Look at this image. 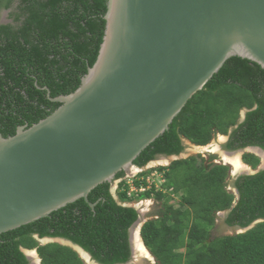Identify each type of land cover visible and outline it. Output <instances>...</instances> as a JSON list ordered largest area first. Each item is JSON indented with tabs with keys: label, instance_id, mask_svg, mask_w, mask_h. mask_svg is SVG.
I'll use <instances>...</instances> for the list:
<instances>
[{
	"label": "trees",
	"instance_id": "obj_1",
	"mask_svg": "<svg viewBox=\"0 0 264 264\" xmlns=\"http://www.w3.org/2000/svg\"><path fill=\"white\" fill-rule=\"evenodd\" d=\"M4 11H9V21L1 23ZM107 11L108 0H0V132L5 138L62 105L50 98L80 87L99 57ZM217 135L230 136L224 145L228 151L264 150V69L259 64L229 59L134 164L143 168L160 155L182 154L183 139L207 146ZM243 161L253 169L261 164L252 153H245ZM230 170L202 155L191 156L143 172V179L134 181V193L123 181L118 200L112 183L105 182L91 191L88 202L81 198L1 234L0 264H29L23 249H37L41 264H86L71 247L41 245L36 236L70 240L100 264H126L132 259L130 229L140 214L125 204L153 198L163 204L141 235L155 264H264V170L233 182L239 200L228 189ZM153 172L163 175L166 193L156 184L148 187ZM123 177L122 171L116 178ZM174 197L181 199L178 206L171 204ZM221 212H228L225 224L232 228L262 221L243 233L216 236Z\"/></svg>",
	"mask_w": 264,
	"mask_h": 264
},
{
	"label": "water",
	"instance_id": "obj_2",
	"mask_svg": "<svg viewBox=\"0 0 264 264\" xmlns=\"http://www.w3.org/2000/svg\"><path fill=\"white\" fill-rule=\"evenodd\" d=\"M105 19L99 57L81 86L50 98L62 105L39 123L8 138L0 132V235L81 198L88 202L92 190L113 184L121 171L133 178L134 161L229 59L264 69V0H108ZM253 150L263 162L257 170L249 166L247 175L264 170V150ZM135 208L140 217L130 229L131 261L141 255L134 231L146 223ZM37 239L100 264L70 240Z\"/></svg>",
	"mask_w": 264,
	"mask_h": 264
},
{
	"label": "rangeland",
	"instance_id": "obj_3",
	"mask_svg": "<svg viewBox=\"0 0 264 264\" xmlns=\"http://www.w3.org/2000/svg\"><path fill=\"white\" fill-rule=\"evenodd\" d=\"M6 14L7 13L4 14L3 18H1V22H4V23L7 22L6 18H4V17H6ZM227 141H228L227 137L217 136L216 138H214L212 140V142L208 146H206L202 149H197L196 147L192 148V146H190V144H188V142H186V147H185V150H184L182 155L185 158H189L190 156L202 155L205 159H207V161H211L212 164H215V163L219 164L220 163V164L228 165L231 168V175H233V176L239 175L240 172L235 174L236 170H234L233 166L231 164H229L228 161L225 160V158H223L224 157L223 151H225L224 145L227 143ZM252 151H255V150H252ZM249 152H251V149ZM233 154L240 155L241 160H242L243 152H235ZM161 159L159 160V162H156V164L155 163L153 165L150 164V166H148L147 168L140 170V172L148 171L149 169L151 170V169L157 168V167H159L158 164L159 165L160 164L161 165H168L169 161L171 163V160H169V159H168V161L164 160V159L161 160ZM153 173L149 177L152 178L151 179L152 181H155V184L160 186L163 183L162 175L160 173H155V175H154ZM241 173L243 174V172H241ZM139 178H142V177L140 176ZM233 182H234V179L232 178V180H230L229 188H228L232 192L234 190ZM116 186H117L116 182H114L113 191L116 190ZM161 189L165 190L164 186ZM180 201H181V199L179 197H174V199L171 201V204L178 206ZM162 204L163 203H161L160 201H157L155 198H153L150 200L147 199L145 201L135 202L133 205L139 207V209L142 210L143 217H144L143 222H145L144 219L150 220L152 218H155V216H154L155 212L159 208L162 207ZM227 215H228V212L221 213L220 215H218L217 226H216V229L213 231L214 235L224 236V235H233V234L238 233L239 228L228 227L225 224V220H226ZM139 234H140V232H139ZM139 238L141 240L140 235H139ZM137 252H140V251L137 250ZM146 253H148V254L143 255L141 253V255H140V253H139L140 256L137 257L136 260H132L129 264H155L156 261L154 260V258L152 257V255L149 253L148 250ZM85 263L88 264L87 262H85Z\"/></svg>",
	"mask_w": 264,
	"mask_h": 264
},
{
	"label": "clouds",
	"instance_id": "obj_4",
	"mask_svg": "<svg viewBox=\"0 0 264 264\" xmlns=\"http://www.w3.org/2000/svg\"><path fill=\"white\" fill-rule=\"evenodd\" d=\"M92 68V67H91ZM90 68V69H91ZM89 69V70H90ZM89 72V71H88ZM88 74V73H87ZM86 74V75H87ZM85 75V76H86ZM84 76V77H85ZM83 77V78H84ZM82 78V79H83ZM81 83H82V81H81ZM81 86V85H80ZM43 89H47V88H43ZM62 96V95H61ZM66 96V95H65ZM59 97V96H58ZM57 98V97H56ZM242 121V120H241ZM33 126V125H32ZM217 136H224V137H227L228 138V141H229V139H230V136H225V135H217ZM216 136V137H217ZM215 137V138H216ZM227 141V142H228ZM183 142H184V145H185V147H186V142H188V144H190V146H192V148H194V147H199V148H201V147H206V146H197V145H194V144H192L189 140H187V139H183ZM209 145V144H208ZM207 145V146H208ZM258 148H260V147H249V148H246V149H244V150H236V151H228V150H225V151H223V152H226V153H228V154H232V153H235V152H245V153H252V154H254L253 152H249L250 151V149H251V151L253 150V149H258ZM262 149V148H261ZM245 153H244V155H245ZM183 154V153H182ZM181 155V154H180ZM180 155H178V156H180ZM243 155V156H244ZM256 155V154H255ZM174 156H176V155H174ZM257 156V155H256ZM171 156H165V155H160L156 160H154V161H152V162H155V164H156V162H159V160L161 159V160H163V159H165V160H167L168 161V159L170 158ZM191 157V156H190ZM259 157V156H258ZM185 159H187V158H185ZM260 159H261V164H260V166L262 165V158L260 157ZM170 160V159H169ZM182 160V159H181ZM175 161H177V160H175ZM242 161H243V157H242ZM174 162V161H173ZM172 161H171V163H170V161H169V164L168 165H159L158 164V166L159 167H168V166H170L172 163H173ZM151 163V162H150ZM149 163V164H150ZM243 163L244 164H246L244 161H243ZM148 164V165H149ZM215 164H218V163H215ZM148 165L147 166H145V167H143V168H141V167H138V166H136V167H138L139 169H135L134 170V177L133 178H130L129 176H127V174L125 173V177H123V178H116L117 177V175H116V177H115V180H114V182H116V190L114 191L115 193H113V185H114V183L112 184V193H113V195L115 196V198L118 200V196H117V191H118V188H119V186H120V184L123 182V181H127V183L131 186V189H132V193H134V192H136V187L134 186V181L135 180H140V179H143V178H139L140 177V175L143 173V172H146V171H142V172H140V170H142V169H144V168H147L148 167ZM218 165H225V164H218ZM247 165V164H246ZM225 166H228V165H225ZM248 167L250 166V165H247ZM259 166V167H260ZM251 167V166H250ZM258 167V168H259ZM158 168V167H157ZM257 168V169H258ZM257 169H254V170H257ZM150 170V169H149ZM148 170V171H149ZM152 170V169H151ZM139 171V172H138ZM122 172V171H121ZM124 172V171H123ZM259 172H261V171H259ZM259 172H257V173H259ZM155 173H159V172H154L153 174L155 175ZM256 173V174H257ZM118 174V173H117ZM161 174V173H160ZM162 175V174H161ZM243 175H247V174H245V172L243 173V174H239V175H235V176H233V175H231V170H230V180H232V178L234 179V181L239 177V176H243ZM251 175H255V174H251ZM152 178L151 177H148L147 178V182H148V187L150 188L152 185H154L155 184V181H152L151 180ZM162 180H163V183L160 185V186H158L157 184H156V187L158 188V190L159 191H163L164 193H166L167 191H166V189L165 190H163V189H161L162 187H163V184H164V178H163V175H162ZM139 191H145V188H141ZM233 192H234V194L237 196V200H239V193H238V191L234 188V190H233ZM150 200V199H149ZM236 200V201H237ZM142 201H145V200H142ZM139 202H141V201H139ZM135 203V202H134ZM134 203H131V204H125L126 206H130V207H134ZM237 202H235V204H236ZM136 207V206H135ZM134 207V208H135ZM221 213H226V212H221ZM221 213H219L218 215H220ZM140 217V216H139ZM144 218V217H143ZM145 220V222H147V221H149V220H146V219H144ZM262 220H259V221H257L256 223H254L253 225L255 226L257 223H259V222H261ZM252 225V226H253ZM144 226V225H143ZM251 227V226H250ZM143 228V227H142ZM252 228V227H251ZM247 229V228H246ZM239 230H245V229H239ZM238 230V231H239ZM142 231V230H141ZM141 231H140V236H141V239H142V242L144 243V241H143V238H142V235H141ZM239 233V232H238ZM36 238H37V236H36ZM39 242H40V244L41 245H43L42 243H41V241L39 240V239H37ZM145 245V244H144ZM146 247V246H145ZM25 251H30V253H33V252H36V256L35 257H38L39 259H41L40 258V256H39V254H38V252H37V249H33V250H29V249H23V252L25 253ZM151 254V253H150ZM26 255V254H25ZM41 262H42V260H41ZM41 264V263H40Z\"/></svg>",
	"mask_w": 264,
	"mask_h": 264
},
{
	"label": "bare ground",
	"instance_id": "obj_5",
	"mask_svg": "<svg viewBox=\"0 0 264 264\" xmlns=\"http://www.w3.org/2000/svg\"><path fill=\"white\" fill-rule=\"evenodd\" d=\"M201 148H204V147H201ZM236 154H235V156L231 157V155H234L233 153L232 154H228V153L224 152L225 160H227L228 163H230L233 167L235 166L236 171H237L235 174H237L238 172H240V174H242L241 172L244 173V172L249 171L248 166L246 164L242 163L243 161H241L240 156L236 157ZM263 156H264V154H263ZM139 232H140V229L138 227L134 231V243H135L136 249L140 251V254L142 253L143 255H146V254H148V253H146L148 249L145 248V246H144V244L142 242V239L140 240ZM30 256L35 257L36 255H35V253H30ZM81 256H82V258L84 259L85 262H87V263L89 262V258H88V256L85 253L81 252Z\"/></svg>",
	"mask_w": 264,
	"mask_h": 264
},
{
	"label": "flooded vegetation",
	"instance_id": "obj_6",
	"mask_svg": "<svg viewBox=\"0 0 264 264\" xmlns=\"http://www.w3.org/2000/svg\"><path fill=\"white\" fill-rule=\"evenodd\" d=\"M5 13H7L6 14V17H4V18H6V20H7V22L9 21L8 20V15H9V11H4V13H3V16H4V14ZM3 18V17H2ZM1 23H4V22H1ZM229 136V135H228ZM242 161V160H241ZM230 164V163H229ZM28 258V257H27ZM29 261H30V263L29 264H40V260H39V258L38 257H33V258H31V259H28Z\"/></svg>",
	"mask_w": 264,
	"mask_h": 264
},
{
	"label": "crops",
	"instance_id": "obj_7",
	"mask_svg": "<svg viewBox=\"0 0 264 264\" xmlns=\"http://www.w3.org/2000/svg\"><path fill=\"white\" fill-rule=\"evenodd\" d=\"M197 149H202V148H199V147H196ZM233 156H235V154L234 155H231V157H233ZM238 156H240V155H236V157H238ZM224 158V157H223ZM241 158V157H240ZM243 163V162H242ZM234 168V170H236V168H235V166L233 167ZM237 172V171H236Z\"/></svg>",
	"mask_w": 264,
	"mask_h": 264
}]
</instances>
